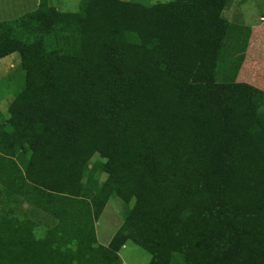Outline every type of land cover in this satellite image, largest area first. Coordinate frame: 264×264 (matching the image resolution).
<instances>
[{
    "label": "trees",
    "instance_id": "trees-1",
    "mask_svg": "<svg viewBox=\"0 0 264 264\" xmlns=\"http://www.w3.org/2000/svg\"><path fill=\"white\" fill-rule=\"evenodd\" d=\"M225 2L39 0L0 22V58L17 52L24 80L0 124V184L57 221L2 215L0 264H121L127 241L148 264H264V93L234 81L250 30ZM81 194L121 201L107 246L77 222Z\"/></svg>",
    "mask_w": 264,
    "mask_h": 264
},
{
    "label": "rangeland",
    "instance_id": "rangeland-1",
    "mask_svg": "<svg viewBox=\"0 0 264 264\" xmlns=\"http://www.w3.org/2000/svg\"><path fill=\"white\" fill-rule=\"evenodd\" d=\"M122 1L136 3L144 7H152L156 4L166 3L169 0ZM80 2L81 0H49L51 8L66 12L76 11L80 5ZM241 33L237 34V36H239V40H243L245 39V37L248 38L246 46H244L245 48L243 50V46H240V44H238L237 46L238 52H240V54H243V58L235 75L234 81L258 88L264 93V46H261L262 48L258 46V50L254 48L255 50L253 51V46H250L249 44L250 31H244L243 34ZM232 44L236 46V40H231L226 45L224 44V46H233ZM225 57L226 60L230 58L229 54H227ZM17 72V77L16 74L14 75L20 80L19 83L17 81V84L12 83V85L9 86V91H12V93L15 90L17 92L23 86L24 82L23 71L20 67L17 69ZM10 80H12V77H10ZM4 113L5 114L0 115V124L3 122L4 119L8 117V114L6 112ZM7 157L9 161L12 160L9 156ZM49 193L50 192L48 191L46 195H48ZM27 195L30 196L31 194L27 193ZM135 197L136 191L133 192L132 197H128L130 198L129 202L132 203ZM76 200L82 203V205H84L82 207L84 210H79V215H77V218H79L77 222H79L80 219L84 218V223L86 224V226H90L94 230V237L96 238L98 244H104L106 242H109L114 233H116L121 227L124 219L125 211L121 201L116 197H110L101 204V208L97 207V209H95L88 194H81L80 196H76ZM98 203L100 204L101 201H98ZM11 213H15L19 217L27 218L38 223L39 225H43V228L46 229L53 227L54 224H57L56 219L47 213L46 207H35L34 204L27 203L20 196L11 198L7 195V193L3 189V186L0 184V217L2 215H8L9 217L11 216L16 218L15 216L11 215ZM82 213L85 217L82 216ZM1 222L2 220L0 218V224ZM0 238H3L1 233ZM124 245L125 246L119 250V257L122 261H124L126 264H148L150 255L147 251L143 250L141 247L135 245L131 241H127Z\"/></svg>",
    "mask_w": 264,
    "mask_h": 264
},
{
    "label": "crops",
    "instance_id": "crops-1",
    "mask_svg": "<svg viewBox=\"0 0 264 264\" xmlns=\"http://www.w3.org/2000/svg\"><path fill=\"white\" fill-rule=\"evenodd\" d=\"M38 3L39 0H0V22L15 19L33 11ZM221 17L228 23L249 28V44L253 46V51L258 50V46L260 48L264 46V0H226ZM19 67L20 56L17 52L0 58V115L7 113L9 101L16 93V90L13 93L9 91V86L12 83L17 84V81L19 83L20 79L16 78ZM108 243L100 244L107 246ZM121 264L126 263L121 260Z\"/></svg>",
    "mask_w": 264,
    "mask_h": 264
}]
</instances>
